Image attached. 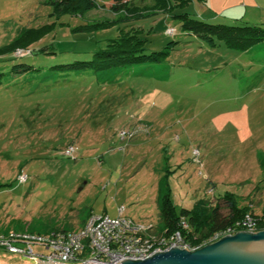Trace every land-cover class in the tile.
Segmentation results:
<instances>
[{"label": "rangeland", "instance_id": "rangeland-1", "mask_svg": "<svg viewBox=\"0 0 264 264\" xmlns=\"http://www.w3.org/2000/svg\"><path fill=\"white\" fill-rule=\"evenodd\" d=\"M49 3L0 0V50L40 33L24 50L0 54V233L78 230L90 215L113 219L120 208L123 218L161 230L167 190L176 212L231 196L238 209L264 215V41L245 52L208 49L179 21L158 16L140 25L151 27L144 53L165 48L164 62L54 70L90 60L122 25L93 29L117 18L105 0L78 17ZM153 11L161 14L153 0H135L122 17ZM172 12L264 28V0L194 1ZM19 50L33 53L20 58ZM22 64L32 69L10 72ZM122 131L135 135L121 139ZM0 264L32 262L0 251Z\"/></svg>", "mask_w": 264, "mask_h": 264}, {"label": "trees", "instance_id": "trees-1", "mask_svg": "<svg viewBox=\"0 0 264 264\" xmlns=\"http://www.w3.org/2000/svg\"><path fill=\"white\" fill-rule=\"evenodd\" d=\"M97 0H50L53 11L58 14L67 16H82L84 13L98 8ZM110 4V12L117 18L111 23L96 24V28H107L112 24L122 25L119 28V34L116 38L110 40L102 49L94 52L88 61H76L74 63L53 66L54 70H74V72L90 71L93 73L103 72L116 68H125L143 63L159 64L164 62L169 55V51L151 52L145 54V46L148 42L143 26L140 20L147 19L154 22L164 17L166 20H177L180 23V29L187 32L193 37L198 38L208 49H214L221 43L225 48L233 51L245 52L255 45L264 41V28L257 25H212L190 18L185 13H174V9H183L189 3L194 1L205 3V0H153L154 6L161 14H138L132 21L123 18L122 14L130 8V4L135 0H105ZM156 15V16H155ZM162 17V18H161ZM176 33L175 28L167 27ZM165 31V30H164ZM146 32V33H144ZM40 33L25 34L18 36L9 45L0 50V54H14L18 49L24 50L31 42L39 39ZM169 44H174L171 42ZM33 52H28L32 54ZM24 55L22 57H25ZM13 57V56H12ZM20 57V58H22ZM16 58V57H14ZM12 58V59H14ZM21 67L20 72L31 70V66L13 65V75H16L15 68ZM3 74L0 73V84ZM134 136V135H133ZM168 190L164 193L159 202V216L162 221V229L160 232L164 235H170L174 232H180L183 239L196 244L213 233L222 231L232 227L236 222L242 220L246 215L256 220V232L264 230V215L261 217L254 216L249 208L238 209L235 201L231 196H224L217 199L214 205L207 200H198L192 209H181L175 211L174 206L168 197ZM220 202L224 204V210ZM186 225V229H182L180 221Z\"/></svg>", "mask_w": 264, "mask_h": 264}, {"label": "built area", "instance_id": "built-area-1", "mask_svg": "<svg viewBox=\"0 0 264 264\" xmlns=\"http://www.w3.org/2000/svg\"><path fill=\"white\" fill-rule=\"evenodd\" d=\"M173 33V30H168ZM24 56L27 52L17 51ZM24 53V54H23ZM135 131L119 133L121 139L132 138ZM72 148L66 154L71 155ZM197 152L194 156L197 157ZM182 229L187 225L181 220ZM243 231L256 232V220L246 215L232 227L213 233L193 244L180 232L164 235L154 227H145L122 217V208L116 218L90 215L78 230H56L46 234L28 231L0 233V251L22 256L32 264H120L121 260H143L155 252L174 247L193 252L225 236Z\"/></svg>", "mask_w": 264, "mask_h": 264}, {"label": "water", "instance_id": "water-1", "mask_svg": "<svg viewBox=\"0 0 264 264\" xmlns=\"http://www.w3.org/2000/svg\"><path fill=\"white\" fill-rule=\"evenodd\" d=\"M120 264H264V230L239 231L193 252L171 247L143 260L125 259Z\"/></svg>", "mask_w": 264, "mask_h": 264}, {"label": "crops", "instance_id": "crops-1", "mask_svg": "<svg viewBox=\"0 0 264 264\" xmlns=\"http://www.w3.org/2000/svg\"><path fill=\"white\" fill-rule=\"evenodd\" d=\"M186 210H188V209H186Z\"/></svg>", "mask_w": 264, "mask_h": 264}]
</instances>
